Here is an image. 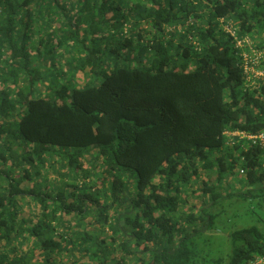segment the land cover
Segmentation results:
<instances>
[{
  "label": "trees",
  "instance_id": "trees-1",
  "mask_svg": "<svg viewBox=\"0 0 264 264\" xmlns=\"http://www.w3.org/2000/svg\"><path fill=\"white\" fill-rule=\"evenodd\" d=\"M53 6L64 22L49 29L39 17ZM77 45L68 77L53 79L45 60ZM252 51L264 69V0H0V264H56L64 252L66 264H113L115 244L117 264L264 256L254 226L215 249L208 238L226 174L264 193V150L225 135L264 130V80L249 83L243 68ZM84 72L101 80L78 85ZM86 158L97 182L79 174ZM56 160L67 191L37 182ZM187 192L200 203L186 205ZM23 203L37 205L35 219L21 217ZM92 212L94 225L75 229Z\"/></svg>",
  "mask_w": 264,
  "mask_h": 264
},
{
  "label": "rangeland",
  "instance_id": "rangeland-1",
  "mask_svg": "<svg viewBox=\"0 0 264 264\" xmlns=\"http://www.w3.org/2000/svg\"><path fill=\"white\" fill-rule=\"evenodd\" d=\"M42 5L45 6L46 4L42 3ZM41 10H42V14L40 15L39 19L42 24L48 23L47 25L49 26L47 27L46 25V28L50 29V26H51L50 22H52V26L55 29L56 27L61 25V21L64 22L63 20L58 19V17L55 16V13H58V9H56L55 6L49 8V13H51L52 16H46L45 12L47 9L43 8ZM73 13L74 12H72L71 14ZM35 26L37 28L39 25L36 24ZM225 26H226V23H223V27ZM46 28L42 30V33L47 32ZM177 28L178 27L170 28L173 31V34H176V33L178 34ZM171 34L172 33L169 32L168 37ZM36 38L37 36L35 37V39ZM252 39H253L252 40L253 42L254 41L255 43L257 42V39L255 38H252ZM175 40H177V38H175ZM33 42L35 43V40ZM94 42L96 43L97 40H94ZM93 44H91V42L87 43V45L89 46ZM100 45L103 46V44H100ZM79 47L80 46L77 45L75 50L72 47L68 48L67 50H64V47L62 46L55 47V53L50 54V57H48L44 62L46 64L48 63L51 66V69L49 68L48 70V74L50 72L52 76L56 75L55 78L53 79L55 80L56 78L66 79L68 77V74H69L68 62H70L75 57H78L81 55V53H79L78 51ZM147 55L149 56L148 53ZM250 55H252V53ZM71 62L75 63L76 61L72 60ZM73 76H74V80L77 82L78 85H81L85 83L86 81L98 82L99 79L101 80V77L94 78L90 76L89 73H86V72L76 73ZM43 81L48 82L49 80L44 79ZM40 85L44 86V84H40ZM38 88H40V86H38ZM59 162L61 161L56 160L52 164H47L46 166L40 169L41 176L37 180V182L43 185L41 186V188H44L45 184H47L48 186L47 188L49 189V191L52 189L57 190L58 189L57 187L61 185L64 187L66 191L68 190V187L65 186L64 182L63 184H61L62 183L61 179L63 178L60 179L59 177L60 172L67 170V166H64L63 168H61V165L59 164ZM91 163L92 162L90 158H86L85 164L82 162L84 169L79 174L83 175V174H87V172H91L92 174L96 175V176H93V180L94 182H97V178H96L98 175L97 167L94 169ZM99 173H100V168H99ZM214 175L215 174L213 173L212 178L209 181H212V182L214 181L215 179ZM205 177L207 176H204L202 178H205ZM66 180L67 179L65 177L64 181ZM195 184L201 185L200 179ZM254 187H256V185H252V186L248 185L247 182H244V180L241 178V175H239L236 172L234 174L228 173L223 177V183L221 185V189H218V191L222 194V196L220 197V199L218 200V203L215 206L209 208L211 212H214V213L216 212L218 215L217 220L215 221L216 228H213L212 231H210V235L212 236H208V238H210L211 240L210 243L214 244L213 249H215V246L217 244L219 243L225 244L226 241H228L226 236H224L225 234H228L234 229L243 228V227H249V226L256 227L259 230V232L262 234V238L264 239V193L262 195H256L252 197V194H256V192L254 190H251V192H249V190ZM72 190L76 191L77 189L72 188ZM185 195H186V200H187L186 205H189V204L198 205L200 203L199 192H194V193L187 192ZM21 208H22L21 217H28L30 220L35 219L34 214L38 213L39 211L37 208V205L34 203L31 206H28L27 203H23ZM96 218H97V214H95V212H92L91 214L87 215L85 220L80 221L77 224H74V227L75 229H80L83 227L90 229L92 225H94V222H96ZM65 225L68 227V223ZM101 235L103 239L105 240L106 244H110V243L113 244L112 240H113L114 235H112L109 230L107 231V234H105L103 231ZM22 246L24 249H30L32 247V244L29 242H25ZM117 248H118V244H115L114 252L112 256L110 257V260H107V262L112 261L113 264H117L120 262L119 261L120 259L124 258L125 255L122 256V252ZM74 254L77 257H79L80 255L78 252H75ZM138 256L142 257L143 254L138 253L137 258ZM116 257L117 259H115ZM125 259L126 260L123 262V264H140V260L138 259L136 260L135 257L133 256L128 255L125 257ZM68 260H69L68 253L64 252V254L59 260L56 259V264H66ZM81 262L87 263V264H96L94 263V261L88 259L87 257L82 258Z\"/></svg>",
  "mask_w": 264,
  "mask_h": 264
},
{
  "label": "built area",
  "instance_id": "built-area-1",
  "mask_svg": "<svg viewBox=\"0 0 264 264\" xmlns=\"http://www.w3.org/2000/svg\"><path fill=\"white\" fill-rule=\"evenodd\" d=\"M241 42L238 41L237 44ZM243 68L246 73L247 80L249 83L251 82V78H262L264 80V69H256L255 66L258 64V56L259 54L252 51V55H248V53H243ZM252 63V64H251ZM227 142L233 143L234 138L237 141L245 140L248 145H258L264 150V130L256 133V134H247L244 131H225ZM243 169L240 168L239 172L243 173ZM249 264H264V256H258L254 260H252Z\"/></svg>",
  "mask_w": 264,
  "mask_h": 264
}]
</instances>
